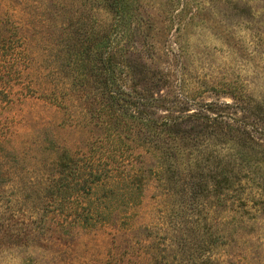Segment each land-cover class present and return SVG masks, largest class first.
Listing matches in <instances>:
<instances>
[{
    "label": "trees",
    "instance_id": "1",
    "mask_svg": "<svg viewBox=\"0 0 264 264\" xmlns=\"http://www.w3.org/2000/svg\"><path fill=\"white\" fill-rule=\"evenodd\" d=\"M13 3L0 6V69L8 83L21 80L23 98L62 110L60 127L73 129L80 139L70 149L43 131L34 196L42 202L19 209L25 203L20 184L12 206L0 203V249H17L27 255L19 264H36L34 252L62 251L57 245L73 242L81 232L128 224L126 210L140 204L152 184L156 200L167 206L201 201L217 211L251 205L264 219V97L255 98L235 82L205 88L230 102L167 95L172 91L167 75L140 60L152 48L153 30L142 0L47 1L40 17L56 13L54 29L65 35L67 60L54 68L50 84L26 82L32 58L23 27L11 14ZM14 158L20 159L15 168L0 160V192L22 180L24 153Z\"/></svg>",
    "mask_w": 264,
    "mask_h": 264
},
{
    "label": "rangeland",
    "instance_id": "2",
    "mask_svg": "<svg viewBox=\"0 0 264 264\" xmlns=\"http://www.w3.org/2000/svg\"><path fill=\"white\" fill-rule=\"evenodd\" d=\"M4 1L0 0V6ZM47 1L14 0L9 7L28 39L32 65L25 72L26 82L50 84L57 75L54 68L67 60L61 42L65 35L54 29L56 13L48 10L46 19L40 17V8ZM142 2L153 30L152 48L141 53L144 57L140 60L167 75L172 86L167 95L173 93L174 98L179 93L185 100L193 97L196 102L220 97L230 102L205 88L215 82H235L255 98L264 97V0ZM20 62L16 61L17 70ZM57 79L61 84V73ZM21 88V80L8 83L7 74L0 69V101L8 100L0 105V138L5 140L0 146V160L15 168L20 159L14 157L24 153L26 159L20 167L22 180L10 182L0 192V203L5 208L12 206L10 202L21 184L25 203L18 208L26 209L42 202L34 196L41 175L37 143L43 131L66 141L70 149L80 134L60 127L62 110L34 97L23 98ZM153 186L146 190L140 204L126 210L128 224L101 225L81 232L73 242L58 244L62 251L54 248L38 256L34 252L39 260L36 264H264V219L253 206L221 207L217 211L201 201L167 206L156 200ZM71 205L75 207L76 201ZM47 220L53 228V215L47 213ZM26 256L17 249H0V264H19V259Z\"/></svg>",
    "mask_w": 264,
    "mask_h": 264
}]
</instances>
